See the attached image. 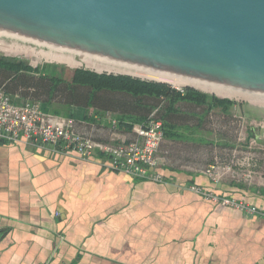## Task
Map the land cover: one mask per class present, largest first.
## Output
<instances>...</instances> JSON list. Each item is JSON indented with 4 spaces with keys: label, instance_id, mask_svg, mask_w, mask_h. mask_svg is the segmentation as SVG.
<instances>
[{
    "label": "crops",
    "instance_id": "obj_1",
    "mask_svg": "<svg viewBox=\"0 0 264 264\" xmlns=\"http://www.w3.org/2000/svg\"><path fill=\"white\" fill-rule=\"evenodd\" d=\"M6 94L15 104L32 102ZM155 103L59 85L43 105L52 115L73 117L76 133L109 142L129 140L132 130L119 121L143 119ZM198 108L177 102L166 122L179 129L195 121L196 131L204 114ZM163 129L158 173L164 184L114 172L99 154L82 160L49 148L0 145V264H264L263 218L206 201L185 187L263 212L264 189L228 178L214 185L200 173L210 165L175 156L171 144L177 141L166 139L164 122Z\"/></svg>",
    "mask_w": 264,
    "mask_h": 264
},
{
    "label": "water",
    "instance_id": "obj_2",
    "mask_svg": "<svg viewBox=\"0 0 264 264\" xmlns=\"http://www.w3.org/2000/svg\"><path fill=\"white\" fill-rule=\"evenodd\" d=\"M0 43L264 94V0H0Z\"/></svg>",
    "mask_w": 264,
    "mask_h": 264
},
{
    "label": "built area",
    "instance_id": "obj_3",
    "mask_svg": "<svg viewBox=\"0 0 264 264\" xmlns=\"http://www.w3.org/2000/svg\"><path fill=\"white\" fill-rule=\"evenodd\" d=\"M172 89L181 96L186 93L183 87L172 86ZM157 112H152L143 124L135 126L129 140L112 138L109 142H97L74 131L73 117L52 115L40 102L15 104L0 88V145L23 144L34 148H49L58 153L76 154L82 160L92 159L99 154L107 160L109 169L114 172L137 180L164 184L165 179L158 173L162 166L158 153L164 142V129ZM112 124L117 125L116 121H112ZM200 173L214 185L226 175L225 171L215 165ZM246 177L250 178L249 175ZM185 189L206 201L264 219L262 210L243 202L220 197L193 185Z\"/></svg>",
    "mask_w": 264,
    "mask_h": 264
},
{
    "label": "rangeland",
    "instance_id": "obj_4",
    "mask_svg": "<svg viewBox=\"0 0 264 264\" xmlns=\"http://www.w3.org/2000/svg\"><path fill=\"white\" fill-rule=\"evenodd\" d=\"M9 48H11L10 45L0 43V57L18 59L33 68L64 66L68 70L84 69L94 72L79 60H76L79 63L77 66H66L45 60L41 56L35 55L36 52L30 54L20 48H17L18 52H14L13 46L12 51L6 52L5 50ZM162 84L172 89V86ZM177 87L220 100H227L234 106L229 109L227 116H224L219 110L202 114V120H200L199 128L196 131H193L195 121H188L190 128L169 130L170 137L177 141L171 144L174 155L179 159L204 163L205 166H218L226 172L224 178L239 182L249 188L264 189V144L259 143L255 138L256 135L260 136L264 133V104L220 98L186 86ZM197 112L201 114L204 112V108H198ZM158 156L160 157L159 153ZM248 175L250 178L246 177Z\"/></svg>",
    "mask_w": 264,
    "mask_h": 264
},
{
    "label": "trees",
    "instance_id": "obj_5",
    "mask_svg": "<svg viewBox=\"0 0 264 264\" xmlns=\"http://www.w3.org/2000/svg\"><path fill=\"white\" fill-rule=\"evenodd\" d=\"M39 71H41L40 75H43L34 78L33 74ZM59 85H66L67 90H73L74 87H87L92 93L107 91L124 93L133 98L153 99L156 103L150 107V111L143 119L122 118L118 126L126 132L131 130L133 132L135 126L143 124L152 112L158 110L157 117L166 125V139L174 141L169 132L174 127L166 122V117L174 111V105L177 102H187L204 108V114L219 110L224 116H227L229 109L234 106L227 100H220L191 90H187L185 95L181 96L162 83L141 81L139 78L125 75L97 74L84 69L68 70L64 66H46L39 70L21 60L0 57V88L6 93L17 92L23 97L27 96L29 101L47 105L52 91ZM68 101L73 104L74 98H68Z\"/></svg>",
    "mask_w": 264,
    "mask_h": 264
},
{
    "label": "bare ground",
    "instance_id": "obj_6",
    "mask_svg": "<svg viewBox=\"0 0 264 264\" xmlns=\"http://www.w3.org/2000/svg\"><path fill=\"white\" fill-rule=\"evenodd\" d=\"M11 48L6 49L5 51L10 52L12 51ZM14 48H15L14 52H16L17 48L16 47ZM25 52H29L30 54H35V52H31V51H25ZM35 55L41 56L42 58H44L45 60H49L50 62L61 63V64H65L66 66L79 65V63L74 59L52 56V55H47V54H42V53H36ZM82 62H84L87 65V68L97 73L127 75L130 77L144 79L148 81H154L158 83L162 82L170 86H186V87L196 89L198 91H202L204 93L216 95L220 98H225V99H230V100H235V101L245 100V101H249L252 103H263L264 104V94L253 93V92L242 91V90L231 89V88L220 87V86L209 85V84H203V83H198V82H193V81L176 79V78L149 74V73L133 71V70H128V69H122V68H117V67H112V66L95 64V63H90V62H85V61H82Z\"/></svg>",
    "mask_w": 264,
    "mask_h": 264
},
{
    "label": "flooded vegetation",
    "instance_id": "obj_7",
    "mask_svg": "<svg viewBox=\"0 0 264 264\" xmlns=\"http://www.w3.org/2000/svg\"><path fill=\"white\" fill-rule=\"evenodd\" d=\"M256 139L259 143L264 144V135H256Z\"/></svg>",
    "mask_w": 264,
    "mask_h": 264
}]
</instances>
